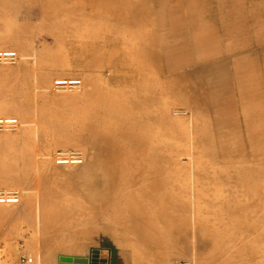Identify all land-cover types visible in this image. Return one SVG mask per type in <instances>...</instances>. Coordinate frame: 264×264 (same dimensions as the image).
Segmentation results:
<instances>
[{
	"label": "rangeland",
	"instance_id": "1",
	"mask_svg": "<svg viewBox=\"0 0 264 264\" xmlns=\"http://www.w3.org/2000/svg\"><path fill=\"white\" fill-rule=\"evenodd\" d=\"M133 3L140 6L142 17L150 16L144 24L135 25L129 17L115 21V15L124 9L93 5L89 0H42L39 20L25 17L27 0L0 1V35L35 51L23 58L25 52L16 50V64L0 65L27 67L31 82L29 100L27 91L16 84L14 106L0 107L15 110L17 115L3 116L17 117L21 122L16 131L0 132V169L7 162L16 165V161L31 156L35 162L29 173L33 174L41 155H46L42 170L48 180L80 190L87 183L81 178L80 165H56L52 155L59 149L77 148L86 158L91 157L88 150L94 149L86 147L87 130L91 137L107 136L109 145L119 147L120 154L128 152L135 161L155 149V154L164 158L183 153L181 164L174 167H150L130 160L115 165L112 170H125L127 175L114 185L120 193L109 200L111 213H103L101 199L93 201L84 194L78 196V203L84 207L93 204L95 213L72 209L71 214L58 216L53 222L46 213H39L37 200L32 201L27 218L13 217L0 205V264H22L20 255L32 257L30 264H74L73 259L85 260L91 249L109 254L115 236H122L127 243L136 241L143 216L157 221L158 264L181 260L198 264L193 242L188 245L184 240L197 221L195 213H189L193 192L189 201L183 197L188 178L192 186L196 180L189 173L201 167L205 169L202 189L207 196L204 209L228 215V225L218 234L228 241L223 249L228 245L235 248L237 242V248H229V256L247 257L246 213H264V144L251 148L249 141L251 131L255 142L264 139V0H126L128 8ZM38 5L31 3V13ZM91 14L99 17L84 18ZM164 17L167 20H161ZM35 23L40 30L27 32ZM107 26L117 32H106ZM12 43L0 49L15 50ZM181 63H190L191 74L167 78L159 72V67L165 71ZM208 63L215 66L212 71L201 67ZM59 77H78L83 86L78 91L55 92L52 82ZM170 85L178 86L176 98L167 102L164 97L158 102L151 98L153 91ZM143 95V109L124 112L128 99ZM226 102H230L228 107L222 109ZM166 107L168 123L157 116ZM147 114L153 119L143 120ZM29 118H36L34 125L23 133ZM131 119L140 120L137 127H126ZM5 136L14 138L16 148L1 141ZM23 136L34 142L28 149L25 146L27 152ZM138 139L147 145L158 141L161 151L154 146L138 147ZM189 153L193 154L192 163ZM149 171L160 180L146 181ZM22 186L0 180V189L19 191L21 203ZM163 199L186 205L188 213H159ZM194 204L198 208L195 199ZM193 215L195 222L191 223ZM256 220L259 225L251 240L253 254L261 257L262 217L255 218V224ZM132 249L136 264H142L141 247L132 245ZM221 254L226 256L228 250Z\"/></svg>",
	"mask_w": 264,
	"mask_h": 264
},
{
	"label": "crops",
	"instance_id": "2",
	"mask_svg": "<svg viewBox=\"0 0 264 264\" xmlns=\"http://www.w3.org/2000/svg\"><path fill=\"white\" fill-rule=\"evenodd\" d=\"M2 1V0H0ZM11 3H16L17 0H10ZM42 0H27L28 6L27 11L25 12V17L39 20L40 16L42 15V8L39 7V3ZM91 4H101L104 6H115L118 9H124V13H117L115 15L116 20L119 21L122 18L129 17L131 22L135 25L144 24L150 16L148 17L140 14L139 11V5L138 3H133L129 8L127 7L126 0H89ZM30 3H34L38 5V8L35 10L34 13H31L29 10ZM11 8H14L13 5ZM130 10V11H129ZM158 7L156 11H158ZM32 15V17H30ZM36 16V17H34ZM95 16V15H94ZM93 15L87 16L90 20H95L91 17H94ZM97 16V15H96ZM119 17V18H117ZM185 18H188L187 15H185ZM119 19V20H118ZM167 20V17H164L161 20ZM96 22V21H95ZM36 26V27H35ZM109 27V26H108ZM110 28V27H109ZM40 30L37 23L32 24L30 26V29L27 30V32H33L34 30L37 31ZM104 29V28H103ZM113 29V30H111ZM108 33H116L117 30L115 28H110L108 30ZM22 34V33H21ZM27 34V33H26ZM29 35V34H28ZM33 34H31L32 36ZM30 36V35H29ZM12 38L10 36H3L0 35V47L7 43H12ZM13 47L15 50H18L20 52H25V54H22L23 58L28 56V52H32L34 54V50L27 45L17 44L16 42H13ZM12 43V44H13ZM145 47V46H142ZM51 50V47L48 49ZM165 59V58H164ZM208 64H201V67H204V70L212 71L215 66H207ZM204 65V66H203ZM190 63H181L178 64L177 68H168L165 69V71L161 70L160 67L159 72L166 76L167 78H170L171 76H178L181 75L182 77H185L191 72L189 71ZM0 74H4L5 76L0 77V107L6 106V105H12L14 106L15 101V85L22 86L21 88L27 91L26 98L30 97V89H31V82H30V71L25 66H11V67H2L0 66ZM184 79V78H182ZM22 81V82H20ZM22 84V85H21ZM178 86L170 85V87H166L165 89L158 90L156 89L153 91L151 98L155 102L160 101L163 99H166L167 101H171L172 98H176V89ZM109 94V93H108ZM23 99L25 98V93L23 92ZM156 97V99H155ZM188 97V94H187ZM145 96H132L130 99H128L127 109L126 111H135L136 109H143V104L146 103V100L144 99ZM144 99V100H143ZM135 101V102H134ZM137 103V104H136ZM230 102H226L222 109L227 108ZM230 104H233L232 101ZM24 105V103H22ZM26 108L24 106H21V110L25 111ZM169 109L161 108L160 112L157 114V116L164 122L168 123V117H169ZM19 112V111H18ZM15 114L18 113L14 110L10 109H1L0 108V117H8L3 116V114ZM24 113V112H23ZM26 115H23L25 118ZM29 117V116H28ZM255 117V115H254ZM143 120H152L153 118L150 115H143ZM157 118V117H156ZM155 118V119H156ZM36 118L28 119L26 121V126L28 127L26 130H24L23 133H26L27 131L30 132L32 128H29L30 126L34 125V120ZM140 120L137 119H131L127 120L126 127H137ZM21 124V123H20ZM171 124V123H170ZM21 126V125H20ZM170 127H174L173 123L170 125ZM87 136H86V147L89 149H94V151L88 150V153H91L92 156L86 158L87 162L80 165V173L82 175L81 178L85 179L87 181L86 184H82L81 189L73 191L72 189H68L67 187H64L61 184L57 183H51L48 180V176L45 172L42 170V165L47 159L46 155H41V160L39 161V164L36 165V169L33 174L29 173V169L34 164V157L27 156L25 158H22L18 161H16V165H23L25 168L24 170H18L15 169L14 166L15 163L12 161L10 164L9 162L5 163V166H3L0 169V180H5L9 184H17V185H24L22 186V190L24 192V200L22 203L19 204L20 207L11 208L8 206H5L7 214L13 216V217H23L27 218L30 213V207L32 205L33 200H37L38 204L37 207H39V213H46V215L51 219L53 222L56 217L61 216L64 217L67 214H71V210L74 209L78 211L79 213L83 210L88 211V213H95L96 208L94 205L90 206H82L80 203H78V196L84 194L86 197H90L93 201L102 200V203L105 211L103 213H111L108 211L107 208L110 207L109 200L111 197L115 195H119V191L116 190V187H114L117 180H119L122 176L127 175L126 171L123 170V172H119L117 170H112L115 165H118L119 163H124L127 161H135L136 158L129 155L128 152H124L123 154H120V149L117 146L109 145L110 141L107 136L102 137H91L90 131L87 130ZM157 136V134H156ZM14 138L10 136H5L1 138V141H6L5 143L8 145H11L12 148H16L14 145ZM256 135L254 131L250 132V147L253 148L255 146H262L264 144V139L262 141L255 142ZM140 143L138 147L142 148H153L157 147L158 152L161 151V148H159V142L156 143L153 142L150 145H147V143H143L140 141L141 139H138ZM23 142H24V150L25 146L26 148L30 147L32 145V141L27 140L26 137L23 136ZM58 141H56L57 143ZM71 142H69L70 144ZM102 143V146L105 145L104 148H102L99 144ZM263 143V144H262ZM35 145V144H33ZM27 148V149H28ZM175 151V149H172ZM26 151V150H25ZM155 150H153L149 154H143L140 156L139 160L135 161L136 163L139 162V165H147V166H153V165H162L167 164L171 166H176L177 164H181L180 155L183 153L180 152L179 154L174 155L173 157H160L157 154H155ZM166 151V149H165ZM11 153L15 154L13 150L10 151ZM27 152V151H26ZM192 153H189L188 156L190 163H192ZM179 162V163H178ZM183 167V165H181ZM180 167V168H181ZM123 169V168H121ZM190 170V168H188ZM203 170H205L203 167L198 168V172L195 173H189L190 175H193L195 177V183L192 186V180L188 178L189 184L188 189L186 190L185 196L183 197V200L189 201L192 199V197L195 199V201L198 203V208H195L194 199L193 202H190L192 204V209L189 213H195L197 221L194 227H190L188 231V235L184 237V240L188 242V245L193 242V245L195 246V258H197L198 264H264V213L262 215H259V213H246V216L248 218V235H247V257L246 258H238V257H232L231 254L229 256V251L233 247L231 245H228V249H223L227 246L225 244H228V241L224 239L223 237H218V234H220V228L223 226L228 225V215H223L222 213H208L207 210H205L204 201H206V192L202 189V186L204 184V179L202 177ZM98 171L101 172V175H98ZM264 173V172H263ZM128 177V176H127ZM264 177V175H263ZM132 177H130L131 179ZM223 179L225 177H222ZM159 181L160 179H157L151 171L147 172L146 181ZM263 186H264V180H263ZM118 188V187H117ZM38 190L37 194L35 195L34 192ZM117 191V192H116ZM193 192V196L191 194ZM264 193V191H263ZM22 196V195H21ZM68 196V197H66ZM192 196V197H191ZM212 196V195H211ZM191 197V198H190ZM215 199V198H213ZM213 201V200H212ZM28 203V204H27ZM161 208L159 210V213H188V208L184 204H178L175 202V200L171 199H163V201L160 202ZM24 205V206H23ZM27 207V208H25ZM52 207V208H51ZM18 209V210H17ZM27 209V210H24ZM15 210V211H14ZM137 213H144L142 210H138ZM190 215V214H189ZM166 216V215H165ZM262 217V224H263V233H262V242L263 247L261 249L262 253L255 256L256 253L253 254V250L255 249V246H253V235H255V227L258 226V220L255 224V218ZM224 218V220H222ZM195 222V216H191V223ZM38 224L40 225V220L38 221ZM43 224V223H42ZM41 224V226H42ZM38 225V226H39ZM53 225V224H52ZM154 225H157V221H155L152 218H147L143 216L142 219V228L140 229V235L138 238H136V241L132 243H127L122 236H115L111 239V244L113 250H111L108 254V262L107 264H136V259H134V253L132 249V245H138L141 247L139 249L142 258L140 259L142 264H158L157 258L159 257V245L156 243L157 239L155 238V232H154ZM184 222L182 223V226H184ZM44 226H47L45 224ZM259 235V234H258ZM125 243V244H124ZM225 246V247H224ZM234 247H238V243L235 242ZM230 248V249H229ZM233 248V249H235ZM190 250V246H189ZM228 250V254L225 256L221 254V251ZM221 254V255H220ZM86 258V257H85ZM84 260V259H83ZM139 264V263H138Z\"/></svg>",
	"mask_w": 264,
	"mask_h": 264
},
{
	"label": "built area",
	"instance_id": "3",
	"mask_svg": "<svg viewBox=\"0 0 264 264\" xmlns=\"http://www.w3.org/2000/svg\"><path fill=\"white\" fill-rule=\"evenodd\" d=\"M19 61V55L14 49H0V65H13ZM82 81L78 77L57 78L52 82L55 92L78 91L81 89ZM20 127L17 117H0V132L16 131ZM56 165H79L84 161V154L77 148L59 149L52 155ZM20 201L19 193L13 188L0 189V204H17ZM108 253H102L99 249H91L86 257L85 264H107ZM19 262L22 264L32 263V257L20 255ZM176 264H193L190 261L181 260Z\"/></svg>",
	"mask_w": 264,
	"mask_h": 264
},
{
	"label": "bare ground",
	"instance_id": "4",
	"mask_svg": "<svg viewBox=\"0 0 264 264\" xmlns=\"http://www.w3.org/2000/svg\"><path fill=\"white\" fill-rule=\"evenodd\" d=\"M47 2V1H46ZM31 4V3H30ZM31 5H29V7H30ZM130 11V10H129ZM91 15H95V14H91ZM88 16H90V15H88ZM30 17H32V15L30 16ZM34 17H36V16H34ZM99 16H94V17H91V18H93V19H96V18H98ZM84 18H87V15L86 16H84ZM117 18H119V17H117ZM116 20V19H115ZM119 20V19H118ZM108 25V24H107ZM36 27V26H35ZM108 27V26H107ZM106 28V27H105ZM108 29H110L109 27H108ZM38 30V29H37ZM107 30V29H106ZM111 30H113V29H111ZM116 30V29H115ZM107 32V31H106ZM114 34V33H113ZM24 56V55H23ZM59 78H73V77H59ZM82 81V80H81ZM82 86H83V83H82ZM82 86H81V88H82ZM155 99H156V97H155ZM135 102V101H134ZM137 104V103H136ZM178 113V112H177ZM21 123V122H20ZM21 125V124H20ZM85 160H86V156H85V154H84V161H83V163L85 162ZM181 160V159H180ZM82 163V164H83ZM179 163V162H178ZM79 165H81V164H79ZM79 165H59V166H79ZM18 193H19V191H18ZM21 194L19 193V196H20ZM21 197V196H20ZM23 198V197H22ZM25 201V200H24ZM19 203H21L20 201H19ZM19 203H17V204H0V205H5V206H8V207H11V208H16V207H20L19 206ZM28 204V203H27ZM21 205V204H20ZM22 206V205H21ZM24 206V205H23ZM25 208H27V207H25ZM52 208V207H51ZM28 209V208H27ZM27 209H24V210H27ZM18 210V209H17ZM15 211V210H14ZM28 264H30V263H28Z\"/></svg>",
	"mask_w": 264,
	"mask_h": 264
},
{
	"label": "water",
	"instance_id": "5",
	"mask_svg": "<svg viewBox=\"0 0 264 264\" xmlns=\"http://www.w3.org/2000/svg\"><path fill=\"white\" fill-rule=\"evenodd\" d=\"M67 260H69V259H67ZM73 262H74V264H85L86 263V259L85 260H83V259H73Z\"/></svg>",
	"mask_w": 264,
	"mask_h": 264
}]
</instances>
